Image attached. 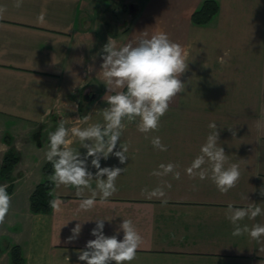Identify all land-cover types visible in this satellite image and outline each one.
Segmentation results:
<instances>
[{
	"label": "crops",
	"instance_id": "1",
	"mask_svg": "<svg viewBox=\"0 0 264 264\" xmlns=\"http://www.w3.org/2000/svg\"><path fill=\"white\" fill-rule=\"evenodd\" d=\"M118 1L23 0L17 8L15 0H0L5 9L0 15V155L10 138L18 151L28 138L33 158L20 168L11 199L49 163V133L62 118L69 128L103 123L107 96L114 94L107 92L99 74L109 38L121 47L163 31L182 47L188 62L180 76L185 89L171 101L158 130L144 134L137 130L138 119L125 121L114 151L128 144V159L123 164L114 155L101 159L102 168L125 169L108 202L83 211L79 204L87 191L78 197L74 188L57 187L52 181L50 191L60 211H21L12 224L17 240L6 252L19 245L25 264H86L79 260V251L95 239L91 231L96 220L105 219L103 231L110 237L128 219L142 236L130 264H264V237L233 236L225 216L229 204L264 209V0H217L218 13L204 25L192 21L204 0H122L128 7L117 16ZM211 122L217 124L228 165L240 166V179L226 194L210 179L192 178L185 171L199 155ZM34 133L41 142H31ZM153 137H159L167 151L155 149ZM70 147L82 158L86 155L74 136ZM91 159L88 170L95 175ZM161 163L178 165L180 179L151 175ZM40 177L37 184L46 178L44 173ZM162 180L171 184L165 188L166 205L142 194ZM78 223L81 232L69 241ZM244 224L264 225V214L245 218ZM123 235L121 230L117 238Z\"/></svg>",
	"mask_w": 264,
	"mask_h": 264
},
{
	"label": "clouds",
	"instance_id": "2",
	"mask_svg": "<svg viewBox=\"0 0 264 264\" xmlns=\"http://www.w3.org/2000/svg\"><path fill=\"white\" fill-rule=\"evenodd\" d=\"M22 4L23 0H15V7L19 8ZM4 11L0 7V15ZM44 15L42 11L38 20L42 22ZM101 59L103 62L99 74L107 92L114 93L107 96L108 107L101 113L103 123L69 128L62 118L55 131L49 133L48 150L45 152L47 161L53 167L51 180L57 187L70 186L76 190L78 197H83L85 191L89 193L80 201L79 208L83 211L91 210L97 202L101 205L107 203L118 191L116 180L125 169L102 168L100 161L107 160L110 155L117 157L121 164L128 159V144H119L120 150L114 151L126 127L125 121L131 123L138 119L137 130L144 134L158 130L160 120L168 112L171 101L185 89L180 76L188 68L182 47L171 41L163 31L140 38L135 45L129 43L121 47L109 38L102 48ZM88 119L86 116L85 122ZM208 127L211 131L201 145L199 155L185 171L192 178L210 179L221 194H226L236 187L241 176L240 166L238 163L228 165V156L220 146L217 124L211 122ZM73 136L78 139L80 147L87 150L83 158L77 149L70 147ZM151 144L155 149L167 151V146L162 144L159 137H153ZM89 157L92 158L91 166L97 170L95 175L88 170ZM177 168L178 165L173 163H161L151 175H172L179 180L180 172ZM93 181L95 187L92 186ZM7 187L6 184L0 185V224L4 222L11 207ZM165 188H171V184L162 180L161 185L152 190L142 189V194L148 198L161 199L162 205H166L168 201L163 199L166 196ZM261 195L264 196V189H261ZM51 207L60 211V202L51 201ZM262 214L264 209L256 204L244 208L229 204L225 212L233 226V236L247 234L255 240L264 237V225L254 224L249 227L247 224L241 225V221L245 218L254 220ZM104 220H96V227L91 231L95 239L89 240L85 249L79 251V260L86 264H130L136 259L142 236L128 219L123 220L116 235L105 236ZM121 230L124 235L119 240L117 236ZM80 232L81 224L78 223L68 240L78 238Z\"/></svg>",
	"mask_w": 264,
	"mask_h": 264
},
{
	"label": "rangeland",
	"instance_id": "3",
	"mask_svg": "<svg viewBox=\"0 0 264 264\" xmlns=\"http://www.w3.org/2000/svg\"><path fill=\"white\" fill-rule=\"evenodd\" d=\"M116 3H117L115 5L116 6V15L118 16V14H122V12L125 9H127L126 7H128V6H127V3L122 2V0H120ZM137 7H138V5L134 4L133 8L137 9ZM127 23H128V21H125V23H123L122 26H125ZM5 138H6V142H7L8 135H6ZM29 138H30L31 142H33V141H36L38 143L41 142V136H37L35 133L32 134L31 137L29 136ZM27 139L28 138L25 139L26 140V142H25L26 146H24L20 151L14 149L15 142H12L11 138L9 139L10 140L8 142L9 145L5 147L4 155H2V156L0 155V165L2 164L4 158L7 155V153L9 152V150H13L15 152L16 156L18 157V162L12 171V175H14V178L6 179V178L0 176V185L6 184L8 186L9 184H12L13 187L18 186L17 184L19 183V180H17V177L19 174L18 172H20L19 171L20 168H22L23 166L27 167L28 161L33 159L31 152L28 150L30 147V145H29L30 141H27ZM23 140H21L20 142H22ZM20 160H21V162H20ZM30 166H33V164H30ZM41 175H43L42 167L40 168V170L37 169V172H36L35 176L33 177V179H31L27 182L25 181L24 186L22 188H20V190H18L14 196H12L10 210H9L8 214L6 215L4 222L2 224H0V261L2 262V264H11V262L9 260L10 254H9V252H6V251H7V248L9 247L10 243L16 242V240H17L16 236L13 235L14 229H12V226H13L12 224L16 223L17 220L19 221L21 211H25V210H28L30 208V196H31L33 190L35 189V187L37 185L36 182H38V179H36V178L41 179V177H40ZM13 216L17 217V219L14 220ZM11 246H13V245H11Z\"/></svg>",
	"mask_w": 264,
	"mask_h": 264
},
{
	"label": "trees",
	"instance_id": "4",
	"mask_svg": "<svg viewBox=\"0 0 264 264\" xmlns=\"http://www.w3.org/2000/svg\"><path fill=\"white\" fill-rule=\"evenodd\" d=\"M219 11L217 0H204L202 5L193 12L192 21L196 24H208ZM18 162V157L13 150H9L0 165V176L6 179H12V171ZM53 171L51 162L43 167V173L46 178L38 183L30 196V210L33 213H48L51 211V201L54 197L51 193L53 187L52 180L49 178ZM13 185L9 184L7 191L9 194L13 191ZM11 264H25L22 249L19 245H13L10 248Z\"/></svg>",
	"mask_w": 264,
	"mask_h": 264
}]
</instances>
